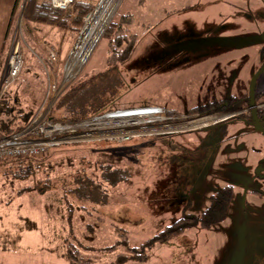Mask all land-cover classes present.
Listing matches in <instances>:
<instances>
[{"label": "rangeland", "instance_id": "1", "mask_svg": "<svg viewBox=\"0 0 264 264\" xmlns=\"http://www.w3.org/2000/svg\"><path fill=\"white\" fill-rule=\"evenodd\" d=\"M23 10L16 19L24 24H16L13 35L22 46L30 42L32 51L38 52ZM126 11L134 14L130 31L140 39L128 60L96 78L94 85L100 89L96 95L105 102L121 108L160 106L185 114L249 91L253 76L264 65L260 53L264 0H124L117 13ZM6 37L0 42L5 51L10 45ZM108 46L103 34L85 64L87 76L110 67ZM48 48H41L45 56ZM38 59L29 68L43 70ZM59 71L46 74V80H58ZM256 90H264V72ZM224 112L210 110L219 118ZM84 143L78 146L82 151L72 152L70 165L61 162L66 153L55 157L60 161L49 176L46 171L38 174L42 182L38 188L46 194L24 193L15 203L22 187L17 180L12 181L16 186L10 194L0 193V246L2 238L14 241L10 250H0L1 264H24V259L30 264H69L60 253L71 244L79 246L87 264H264V133L251 119L230 116L197 129L139 136L124 143ZM95 146L102 153L91 150ZM117 170L125 172L127 180L110 185L108 177ZM64 175L72 176L74 186L75 176L103 181L111 206L88 204L89 215L70 198L68 203L76 207L72 216L68 203L50 206L63 196L57 184ZM226 187L233 188L226 217L211 228L195 226L166 243L155 242L144 261L118 262L122 248L105 251L125 230L131 244L142 245L179 218L202 217L211 197ZM15 243L23 249L20 253ZM52 243L54 250L43 258L39 248ZM25 244L30 247L24 249Z\"/></svg>", "mask_w": 264, "mask_h": 264}, {"label": "trees", "instance_id": "2", "mask_svg": "<svg viewBox=\"0 0 264 264\" xmlns=\"http://www.w3.org/2000/svg\"><path fill=\"white\" fill-rule=\"evenodd\" d=\"M97 2L98 0H77L72 10L61 11L53 8L48 0H27L23 10V20L28 25H34L36 27L37 25L56 26L60 24L61 28L59 29L66 33V37L73 36L76 38L83 25L84 17L95 7ZM17 3V8L14 10L13 14H18L21 0H17ZM134 20V14L129 11L122 14L117 13L114 16L104 33L109 39V55L107 63L110 67L106 71L98 73L93 72L91 75L87 76L84 71V65L77 76L63 85L61 92L50 105L44 102L49 85L48 79L46 80V74L51 71H57V69L61 70L62 73L63 58L56 65L49 64L43 50H45V46H53L52 43L48 40L42 39V43L40 44L42 46L40 47L43 50L37 48L38 52H33L32 50H34L35 47H30L28 45L30 42H27L26 47H22L24 67L18 79L0 97V131L4 134H12L23 130L31 123L37 112L44 106L48 109L47 116L54 120L87 118L108 109L121 108L114 103L103 101V96L100 97V93H98L100 89H97L94 82L100 75H104L106 72L115 69L114 67H116L117 63L119 64L128 60L137 49L140 36L130 31V26ZM260 53L264 56V50L260 51ZM59 54L61 56L60 52ZM37 58L41 59H38L37 63L43 70L29 68V65H33ZM3 75L4 64L0 63L1 81ZM44 83L46 88L42 87ZM96 93L99 95H96ZM249 102L250 96L248 91L241 96L233 95L222 101L215 100L201 106L193 107L185 114H204L205 111L211 109L218 111L224 110L225 112L238 111L244 109ZM256 102L264 103V90H256ZM170 111L171 113H180L173 109ZM258 116L261 120L262 126H264V105L258 109ZM248 117L252 120L250 115H248ZM106 142L112 143L109 141ZM82 143L86 145L84 142H75L51 146L45 153L36 157H25L12 160L1 158L0 193L2 195L10 194L16 186L12 184V181L17 180L21 183L22 187L20 188L21 191L18 192L17 197H15L16 199H12L15 203L19 197L24 195V193L39 191L40 193H43V195L46 194L44 191L41 192V190L44 189L41 187L40 189L38 188L40 183H42L38 174L42 171H46L49 176L50 173L54 172L53 167L57 166L56 163L60 161L59 158L55 157L63 156L66 153L68 158H66V156L63 157L64 159L62 158L61 162H63V166L70 165V162L72 163L73 161H69V158H75V156H71L72 152L77 150L82 151L78 147ZM95 147L91 150L102 153L97 147ZM107 170L108 171L106 172L113 171L111 169ZM119 171L120 170L115 171L114 173H118L114 175L111 173L112 177H108L107 181L110 185H118L127 180L125 172L119 174ZM71 178L72 176L69 177L68 175L60 177L61 183L57 184L59 185L57 188L61 190L63 196L60 199L54 198L49 203L50 206H53L56 203L64 206V204L69 202L70 198H73L74 201L80 205L79 209L90 215L92 210L87 207L88 204H92L94 208H96L98 204L107 205L109 203L108 192L106 187H104L105 185L102 184L103 181L100 183H94L95 181L91 180V178L80 180L79 177L75 176L77 185L74 186L75 183L70 182ZM30 179L35 181L34 184H26ZM49 186V188H54V184L52 186L49 184ZM232 190V187H226L219 191L218 194L213 195L211 197L210 205L202 217L198 218L189 216L179 218L152 238L147 239L142 245L131 244V239L128 232L125 230L121 232L120 238L117 237L113 243L105 248V251L112 252L122 248L124 252L118 254V262L128 259L144 261L147 257V251L151 249L153 243H166L169 239L180 236L189 228L200 226L204 229H209L213 225L223 221L226 217L225 213L228 209L227 207ZM101 193L105 194V198L104 196H102V198L100 197ZM70 203L67 204L68 212L69 215L72 216L76 207L74 202L70 201ZM107 206H111V204H108ZM29 229L30 227H28V230ZM12 243H14V241L10 240L8 237H5L4 239L2 238V247L0 246V250H10ZM16 244L17 243H15L14 247H17ZM81 254L82 252L80 251L79 246L77 247L76 244H71V247H67L66 253L63 252L62 249L60 257L63 258L64 261L69 262V264H87Z\"/></svg>", "mask_w": 264, "mask_h": 264}, {"label": "built area", "instance_id": "3", "mask_svg": "<svg viewBox=\"0 0 264 264\" xmlns=\"http://www.w3.org/2000/svg\"><path fill=\"white\" fill-rule=\"evenodd\" d=\"M48 1L55 9L70 11L77 0ZM122 2L123 0H98L95 7L84 17L77 39L65 57L62 81H49L45 103L50 105L61 92L63 85L79 74ZM86 45L89 47L84 52L82 50ZM22 47V43L13 35L0 85V97L18 79L24 67ZM46 59L49 64H58L61 60L58 49L49 46ZM47 111L44 106L21 131L12 134L0 131V159L36 157L51 146L67 143H124L139 136L178 133L200 128L210 121L221 120L212 114L204 117V114L171 113L160 106L108 109L91 117L66 120L51 119L47 116Z\"/></svg>", "mask_w": 264, "mask_h": 264}, {"label": "crops", "instance_id": "4", "mask_svg": "<svg viewBox=\"0 0 264 264\" xmlns=\"http://www.w3.org/2000/svg\"><path fill=\"white\" fill-rule=\"evenodd\" d=\"M17 4H18L17 0H0V42L5 35L7 36L6 39L8 38L9 33H11V35H12V33L15 30L14 28H15L16 24L17 25L21 24L22 26L24 24V22L20 23L21 20L19 18L16 19L17 14H13L14 10H16V8H17V6H16ZM24 7H25L24 6V0H21L20 8H19L20 11H21V9H24ZM126 12H128V11H126ZM129 12H131V11H129ZM134 18H135V16H134ZM142 24H145V22H143ZM6 27H8V28H6ZM25 27L27 28V30L29 27H32L34 29V31L29 32L30 34L33 33L31 43L34 46H36L38 49H41V47H40V46H42V45H40L42 43L41 39L48 40L52 43L53 46L57 47L58 51L61 53L62 58L67 54V52L69 51V49L73 46V44L75 42L73 39L74 37H70V36L66 37V35H65L66 33H64L62 30L59 29V28H61L60 24L56 25V26H54V25L53 26L52 25L51 26L37 25V27L36 26H29V25L25 24ZM7 40L10 41V39H7ZM7 54H8V50L5 51V50H1V48H0V63L4 64V68L6 66ZM58 76H59L58 81L61 82L62 77H63L61 70H60ZM0 84H1V77H0ZM241 93H243V92H241ZM20 245H22V242L20 243ZM52 245L53 244H51V245L46 244L44 248L43 247L39 248L41 251L44 250L43 258H45L47 256L46 252H48L50 250H54ZM26 247L29 248L30 245L26 246V244H25L24 249ZM15 248L17 249L16 253H20L21 250H23V249H20L18 247H15ZM18 249H19V251H18ZM48 254L51 256L50 253H48ZM57 257L59 258L58 255H57ZM23 262H24V264H30V261H28L26 263V259H24Z\"/></svg>", "mask_w": 264, "mask_h": 264}, {"label": "water", "instance_id": "5", "mask_svg": "<svg viewBox=\"0 0 264 264\" xmlns=\"http://www.w3.org/2000/svg\"><path fill=\"white\" fill-rule=\"evenodd\" d=\"M26 4V0H24V6ZM264 71V65L256 72V74L253 76L251 83H250V88H249V95H250V111L252 113L253 119L255 121V127L257 130L264 132V127L261 126L260 119L258 118L257 115V108L258 105L255 103V87H256V82L259 76L263 73Z\"/></svg>", "mask_w": 264, "mask_h": 264}, {"label": "flooded vegetation", "instance_id": "6", "mask_svg": "<svg viewBox=\"0 0 264 264\" xmlns=\"http://www.w3.org/2000/svg\"><path fill=\"white\" fill-rule=\"evenodd\" d=\"M264 72V71H263ZM258 80V79H257ZM257 83V82H256ZM256 88V87H255ZM256 90V89H255ZM246 92H248V91H243V93H240V96L241 95H243L244 93H246ZM250 96V95H249ZM255 103H256V105H258V108H257V115H258V109L260 108V107H262L263 105H264V103H257L256 102V91H255ZM249 107H250V102H249V104H247L246 105V107L244 108V109H242V110H238V111H232V112H224V114H225V118L224 119H226V118H228V117H235V116H241V117H245V118H249L248 117V115H250L251 117H252V122H253V124H254V126H255V121H254V119H253V116H252V113H251V111H250V109H249ZM209 113H210V110L209 111H205L204 112V114H208L209 115ZM211 114V113H210ZM258 118H259V116H258ZM224 119H221L220 121H222V120H224ZM260 119V118H259ZM220 121H218V122H220ZM260 122H261V120H260ZM217 123V122H216ZM214 124V123H213ZM261 126H262V124H261ZM262 127H264V126H262ZM259 131V130H258ZM261 132V131H260ZM264 133V132H263Z\"/></svg>", "mask_w": 264, "mask_h": 264}, {"label": "bare ground", "instance_id": "7", "mask_svg": "<svg viewBox=\"0 0 264 264\" xmlns=\"http://www.w3.org/2000/svg\"><path fill=\"white\" fill-rule=\"evenodd\" d=\"M88 47H89V45H86L85 46V48L82 50V51H84V52H86L87 51V49H88ZM221 116V115H220ZM217 117V116H216ZM217 118H219V116L217 117ZM225 117H220V119H224Z\"/></svg>", "mask_w": 264, "mask_h": 264}]
</instances>
